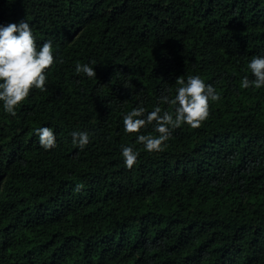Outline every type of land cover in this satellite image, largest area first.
Returning <instances> with one entry per match:
<instances>
[{
  "label": "trees",
  "instance_id": "trees-1",
  "mask_svg": "<svg viewBox=\"0 0 264 264\" xmlns=\"http://www.w3.org/2000/svg\"><path fill=\"white\" fill-rule=\"evenodd\" d=\"M21 20L54 63L14 116L0 107V264H264V87L240 86L264 54V0H0V24ZM189 75L219 99L145 150L136 136L158 133L122 116L173 112L159 98Z\"/></svg>",
  "mask_w": 264,
  "mask_h": 264
},
{
  "label": "clouds",
  "instance_id": "clouds-1",
  "mask_svg": "<svg viewBox=\"0 0 264 264\" xmlns=\"http://www.w3.org/2000/svg\"><path fill=\"white\" fill-rule=\"evenodd\" d=\"M54 63L52 41H44L37 47L32 29L27 20L18 23L0 24V107L5 113L15 115L16 106L24 100L30 89L45 90L47 78L46 69ZM253 79L244 76L240 86H250L257 89L264 87V54L254 55L248 62ZM74 71L83 72L88 77L96 76L95 68L89 63H77ZM179 87L175 96L160 97L166 104L174 105L173 112L164 111L161 114L159 104L145 114L142 106L134 107L122 116L123 127L126 133H139L141 128L152 125L158 135L151 136L138 134L136 140L142 143L145 150L159 151L164 141L168 140L172 129L182 123L196 128L209 115V101L219 99V94L213 85L206 84L199 75H189L186 80L178 81ZM39 144L45 149L56 146V136L51 127L37 128ZM72 143L81 149L89 142L86 131H72ZM120 155L123 164L131 168L137 159L138 153L133 147L122 145Z\"/></svg>",
  "mask_w": 264,
  "mask_h": 264
}]
</instances>
